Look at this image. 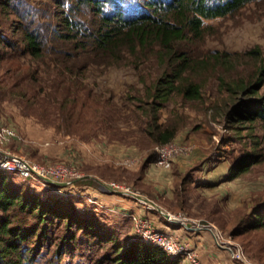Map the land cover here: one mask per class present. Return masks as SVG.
Returning <instances> with one entry per match:
<instances>
[{
    "label": "rangeland",
    "instance_id": "1",
    "mask_svg": "<svg viewBox=\"0 0 264 264\" xmlns=\"http://www.w3.org/2000/svg\"><path fill=\"white\" fill-rule=\"evenodd\" d=\"M111 3H106V6ZM18 8L27 9L20 5ZM27 10L34 12V8ZM84 10L89 12L86 7ZM104 10L110 9L105 7ZM205 26L208 28L201 41L188 45L193 54L209 56L216 51H227L236 55L254 46H259L264 52V1H252L225 16L208 19ZM232 58L234 64H229V70L224 72V81L220 82L216 76L210 75L200 100L186 102L173 97L158 110L157 122L151 121L154 112L146 114L148 103H145L144 98L145 85L130 66L123 64L100 67L88 74L84 83L89 86L90 93H86L83 102L72 100L75 88H70L66 83L50 88L51 95L39 97L42 101L39 98L32 100L33 103L25 99L30 93L21 98L15 88L10 90L9 87L0 86V126H12L21 136L19 142L7 143L12 150L41 165H67L70 159L74 160L68 165L77 168L82 176L71 178V184L65 185L59 183L63 179H55L58 183L54 187L36 181L33 185L31 183V187L44 196L50 193L65 197L73 195L69 197H72L70 200L76 205L79 214L90 217L89 213L94 212L97 216L102 235L107 236V230H114L117 238H141L139 232L144 227L141 223L135 224L140 217L149 220L148 224L154 227H163L159 225L162 222H166L170 228L187 226L194 230L202 226L210 233L213 246L220 252L216 264H264V224L255 227L247 224L255 222L253 215L261 211L264 217V210H257L259 201L264 200V121L254 125L245 123L246 127L239 130L234 127L239 123L229 125L225 113L229 108L230 94L225 82H248L253 78L255 69L254 62L246 57L236 55ZM38 64L29 67L30 76ZM148 66L143 68V73L152 74L148 77L149 81L155 69ZM27 68L22 67L23 70ZM9 76L0 69V78L10 81ZM22 85L23 82L19 87L23 89ZM55 91L58 93L56 96ZM101 95L102 98H112L106 107L96 102V98ZM71 117L73 120L79 118L96 123L86 125L80 132L66 133L63 123ZM102 118L107 123H100ZM154 123L160 124L159 130L163 127L175 129L176 133L170 141L183 144L185 153L173 158L167 167L151 162L155 164L156 175L152 176L154 179L150 177L143 181L150 167L149 164L143 168V162L155 150L154 135L149 131L150 125ZM249 131L252 134L247 133ZM251 136L256 138L258 145L253 144ZM92 144L101 147L100 152L96 153L100 163H83L82 166L81 147L87 145L85 148L92 153L87 155L91 161L97 150L92 148ZM253 147L262 154L260 160L248 172H231L235 160ZM94 167L103 176V181L99 180L103 190H107V193L111 192L110 189L120 192L128 204H135L136 209L142 205L145 212L141 214L127 207L128 213H117L114 203H99L87 194L81 197L79 194L83 195V192L76 181L85 178ZM122 170L126 173H122ZM111 182L119 188L113 189L115 185H110ZM125 187L129 188L127 192L122 189ZM131 193L151 199L171 217L167 218L151 204ZM78 200L81 203H77ZM151 212L155 216L152 217ZM246 224V229H243ZM75 232V246L80 250L74 252L73 263L83 261L88 264L85 258L89 257L95 264L97 258L104 256L109 244L104 243L103 247L96 250L98 238L85 237L82 230L76 229ZM168 232L172 233L170 230ZM172 236L187 242L176 233H172ZM142 241L145 242L144 239ZM92 244L94 250L90 249ZM197 256L198 264H202L198 253ZM63 258L65 262H70L69 256L64 255ZM184 264L194 263L188 258Z\"/></svg>",
    "mask_w": 264,
    "mask_h": 264
},
{
    "label": "trees",
    "instance_id": "2",
    "mask_svg": "<svg viewBox=\"0 0 264 264\" xmlns=\"http://www.w3.org/2000/svg\"><path fill=\"white\" fill-rule=\"evenodd\" d=\"M110 1L113 4L106 6ZM252 1L258 0H0V69L10 74V81L0 78V86L15 88L20 97L30 93L25 99L33 103L32 100L51 95L50 88L66 83L75 88L72 100L83 102L86 93H90L84 83L88 74L100 67L125 64L145 85L146 114L154 112L151 121L157 122L158 110L173 97L186 102L200 100L210 75L224 81V72L229 70V64H234L232 56L237 55L253 61L255 69L248 82H225L230 94L225 115L229 125L239 123L234 126L237 130L246 127L245 123L254 125L264 121L261 48L254 46L236 55L216 51L209 56L193 54L189 51L192 48H188L190 43L201 41L208 28L206 20L225 16ZM19 5L34 8V12L22 10ZM105 7L110 10H104ZM36 63H39L37 69L30 76L28 69ZM148 65L155 69L149 81L152 74L143 73ZM23 66L28 68L23 70ZM22 82L23 89L19 87ZM110 99L111 96L101 95L96 102L106 107ZM102 122L107 120L102 118ZM94 123L71 117L63 123V128L66 133H75ZM159 125L154 123L149 127L156 142L153 147L170 141L176 133L169 127L159 130ZM251 139L258 145L256 138L251 136ZM261 155L255 147L245 151L235 160L231 172H248ZM155 159L156 151L152 150L143 168ZM35 181L55 186L0 169V264H74V252L80 250L75 246L76 229L84 231L85 237L98 238L96 250L104 243L109 244L104 246L105 254L95 264L104 261L106 264H181L182 258L169 256L159 246L141 238H117L114 230L102 235L97 216L94 212L89 213L90 217L79 214L69 197L73 195L44 196L31 187ZM90 182L81 178L76 185ZM79 195L84 198V194ZM259 203L257 210H264V200ZM253 217L255 222L247 224L254 227L264 224L262 211ZM90 249L94 250L93 244ZM64 255L69 256L70 262L62 259ZM80 256L85 258L83 254ZM85 262L93 264L89 257Z\"/></svg>",
    "mask_w": 264,
    "mask_h": 264
},
{
    "label": "built area",
    "instance_id": "3",
    "mask_svg": "<svg viewBox=\"0 0 264 264\" xmlns=\"http://www.w3.org/2000/svg\"><path fill=\"white\" fill-rule=\"evenodd\" d=\"M21 136L16 132V129L12 126L2 125L0 126V169L17 172L26 178L32 179H42L53 184L58 183L55 179H63V182H59L65 185L71 184V178L81 177V172L68 164H71L72 159L69 155V163L65 164H54V165H41L26 156L15 152L12 150L7 143L10 141L19 142ZM52 142H48L51 144ZM156 151V165L167 167L172 161L173 158L184 154L185 146L174 140L168 141L166 143L158 144L155 146ZM73 155H76L75 152H72ZM45 178H50L52 181H48ZM110 185H115L111 188L118 189L119 186L114 182H111ZM125 192L129 190L128 187L122 188ZM137 193V192H136ZM135 195L134 193H131ZM138 197V195H135ZM139 198V197H138ZM140 217V216H139ZM136 219V216H135ZM144 219V220H142ZM147 219L140 217V220H136L135 224L141 223L144 227L139 232V236L145 240V242L151 243L153 245L159 246L162 248L166 254L172 257H179L182 260L188 259L194 264H198V256L196 250L189 245V243L176 240L173 238L172 233L163 229L162 227H154L148 224ZM147 224L145 227L144 225ZM205 226V225H203ZM196 229H203L202 226L195 227ZM205 229V228H204ZM220 239V234H218ZM238 256L239 253H238Z\"/></svg>",
    "mask_w": 264,
    "mask_h": 264
},
{
    "label": "crops",
    "instance_id": "4",
    "mask_svg": "<svg viewBox=\"0 0 264 264\" xmlns=\"http://www.w3.org/2000/svg\"><path fill=\"white\" fill-rule=\"evenodd\" d=\"M87 145L82 146V150L80 152V159L82 161V166L83 163H88V164H98L100 163L99 159L96 158H100L99 155H97V152H100V146H98V144H92V148L96 149V152H94V159H90L88 160V156L92 154L90 152V150H88ZM80 148V149H81ZM84 148L87 150V153ZM92 149V150H93ZM110 151V150H109ZM113 152V151H112ZM94 166V165H93ZM93 171H91L89 174H86L87 176L85 177L86 179H90L92 180V182L90 183H84L81 184L79 186V188L82 189V192L84 195H88L90 198H92L93 200L99 202V203H114L115 207L117 208V212L120 213V211H122L123 213H128L129 210L127 209V207L131 210H135L138 211L139 213H144L145 212V207L141 205V207H138V209L135 208V204H128L127 199H124L123 196H121L120 192L115 191L112 192L114 190L110 189V193H107V190H103L101 188V184L99 183V180H102L103 176H100L99 174V170L96 169V167H94L92 169ZM155 171V164L151 163L149 169L146 170V175L143 181H147L148 179H154L152 178L155 177L156 172ZM95 184V185H94ZM119 193V194H118ZM126 201V202H125ZM141 202V201H140ZM114 208V207H113ZM114 208V209H116ZM121 212V213H122ZM152 214V217L155 216V214ZM160 226H163L162 228L165 230H170L172 231V233H176V235H179L180 237H182L185 241H187L189 243V245L191 247H193L196 252L199 255L200 261L202 262V264H216V262L220 256L218 254V249L215 248L211 242V236L210 233L205 231L204 229H194L191 230L189 227L186 228L185 227H180V226H176L177 228H170L168 226V224L166 222H162L159 224ZM174 226V225H173ZM220 253V252H219ZM183 262L181 264H184V260H182Z\"/></svg>",
    "mask_w": 264,
    "mask_h": 264
},
{
    "label": "water",
    "instance_id": "5",
    "mask_svg": "<svg viewBox=\"0 0 264 264\" xmlns=\"http://www.w3.org/2000/svg\"><path fill=\"white\" fill-rule=\"evenodd\" d=\"M45 179L48 180V181H52V179H50V178H45ZM138 197H139V199L144 200V201L148 202L149 204H151L155 209L159 210L167 218H170L171 217L170 214L166 213L161 208H159V206L154 201H152L151 199H148V198H146V197H144L142 195H139Z\"/></svg>",
    "mask_w": 264,
    "mask_h": 264
}]
</instances>
